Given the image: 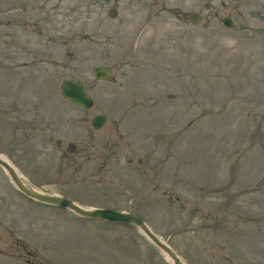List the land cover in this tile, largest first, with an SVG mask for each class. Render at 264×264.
<instances>
[{
    "label": "rangeland",
    "instance_id": "374dc122",
    "mask_svg": "<svg viewBox=\"0 0 264 264\" xmlns=\"http://www.w3.org/2000/svg\"><path fill=\"white\" fill-rule=\"evenodd\" d=\"M0 154L43 192L140 216L187 264H264V0H0ZM140 233L0 167V264H169Z\"/></svg>",
    "mask_w": 264,
    "mask_h": 264
},
{
    "label": "water",
    "instance_id": "95a60500",
    "mask_svg": "<svg viewBox=\"0 0 264 264\" xmlns=\"http://www.w3.org/2000/svg\"><path fill=\"white\" fill-rule=\"evenodd\" d=\"M108 15L110 17H114L116 15L115 9H110ZM200 20L201 15H199L198 13L194 12L190 14V21L192 24H198ZM222 23L229 28L235 26L229 16L223 17ZM110 74L111 68L109 66L98 65L94 68V77L97 80L108 79L110 77ZM60 93L64 99L82 108L88 109L93 105V99L90 97L85 89L83 82L80 80H64L61 84ZM106 120V115L97 114L91 120L92 127L95 130H98L104 125ZM0 167L7 173L15 187L26 197L41 203L67 208L75 214L83 217L102 218L109 221H124L132 223L134 226L139 228L143 232V234L166 255L171 264H187L166 242L161 240L159 236H157L149 228V226L141 217L130 212L117 211L109 208L84 207L68 198L43 192L35 188L27 180H25L17 172L15 167L1 154Z\"/></svg>",
    "mask_w": 264,
    "mask_h": 264
},
{
    "label": "flooded vegetation",
    "instance_id": "af4514ba",
    "mask_svg": "<svg viewBox=\"0 0 264 264\" xmlns=\"http://www.w3.org/2000/svg\"><path fill=\"white\" fill-rule=\"evenodd\" d=\"M190 13H191V12H190ZM190 13L187 12L186 14H184L185 16L182 15V19H184V20H188L189 22H191V21H190V17H189V14H190Z\"/></svg>",
    "mask_w": 264,
    "mask_h": 264
}]
</instances>
